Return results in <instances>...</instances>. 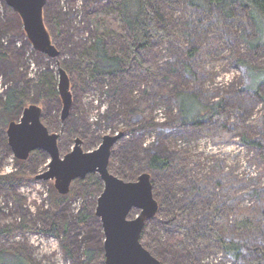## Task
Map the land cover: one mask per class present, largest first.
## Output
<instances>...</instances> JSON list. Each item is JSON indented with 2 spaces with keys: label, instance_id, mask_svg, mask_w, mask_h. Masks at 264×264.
<instances>
[{
  "label": "rangeland",
  "instance_id": "1",
  "mask_svg": "<svg viewBox=\"0 0 264 264\" xmlns=\"http://www.w3.org/2000/svg\"><path fill=\"white\" fill-rule=\"evenodd\" d=\"M86 1L93 7L86 9ZM148 1L161 14L159 25L173 38H152L149 46L139 48L143 66L132 61L124 72L99 76L90 63L98 27L110 53L128 57L131 42L117 0H46L43 21L59 51L56 59L33 49L17 12L0 0V175L22 172L20 181L0 183V248L32 264H105L104 234L95 215L103 188L98 174L75 179L68 193L59 194L53 179L36 178L47 169L45 151L34 150L20 160L7 143L9 122L18 121L29 104L38 105L42 123L60 134L61 155L75 138L89 151L104 135L122 132L108 169L126 181L141 172L150 174L159 208L139 239L162 264H254L257 248H264V152L241 140L246 136L264 144V83L257 93L245 87L246 72L235 63L243 59L263 65L264 44L252 49L245 42L255 37V30L243 8L225 20L219 11L208 13L188 0ZM58 65L69 76L72 93L63 121ZM11 86L18 105L6 114L3 106ZM178 90L195 93L203 103L222 100L226 120L170 125ZM154 154L170 158L171 165L150 170L148 160ZM224 201L256 218L255 228L236 231L231 214L221 232L224 239L241 244L237 260L224 254L218 240L192 250L175 246L184 234L167 218L189 208L191 230L203 234ZM138 212L132 210L128 218ZM52 224L55 232L41 231L51 230Z\"/></svg>",
  "mask_w": 264,
  "mask_h": 264
},
{
  "label": "water",
  "instance_id": "2",
  "mask_svg": "<svg viewBox=\"0 0 264 264\" xmlns=\"http://www.w3.org/2000/svg\"><path fill=\"white\" fill-rule=\"evenodd\" d=\"M19 15L23 30L34 50L56 59L59 51L53 44L43 21L46 0H4ZM57 91L61 102L60 119L69 114L72 105L70 79L58 65ZM7 143L13 155L25 160L29 154L41 149L49 156L47 169L36 178L53 179L59 194H66L77 178L96 173L103 188L97 198L95 215L99 217L104 234L105 264H162L140 242V234L146 221L152 218L159 203L153 196V184L148 172H141L136 180L126 181L108 169L113 145L123 134H106L93 150L84 151L82 140L75 138L72 148L61 155L58 148L59 133L50 132L42 123L41 108L27 105L18 121L9 122ZM139 210L134 218H128L132 210Z\"/></svg>",
  "mask_w": 264,
  "mask_h": 264
},
{
  "label": "trees",
  "instance_id": "3",
  "mask_svg": "<svg viewBox=\"0 0 264 264\" xmlns=\"http://www.w3.org/2000/svg\"><path fill=\"white\" fill-rule=\"evenodd\" d=\"M117 4L120 9L119 11L123 23L129 32V37H127V39H129L131 43H129L128 57L125 58L121 54H111L104 37L101 35L102 27H98L100 33H98L94 43V54L92 59H90L95 75L108 76L112 73L124 72L128 70L132 61H135L139 66H143L142 58L138 52L139 48L149 46L150 39L152 38H173L172 34L168 32V28L159 25L162 18L161 14L150 6L148 0H117ZM188 4L208 13L219 11L225 20L234 18L236 10L238 8H243L255 30V37L252 39L245 38V42L252 49L264 44V0H188ZM92 7V1H86L85 8L88 9ZM95 14H97V12H94L93 16ZM235 63L242 66L246 72L247 85H245V87L247 86V88L253 92H259V86L264 83V64L255 65L243 59H237ZM187 71L191 72L189 69ZM262 98L264 99V96H262ZM174 101L177 106V112L174 117L171 118L170 125L177 127L203 126L208 123L210 119L220 120L221 124L226 120V106L222 100H217L213 103H203L197 98L195 93L178 90L174 95ZM17 105L18 97L15 89L11 86L6 91L3 110L8 114L12 112ZM241 140L242 143L248 146H254L258 150L264 152V144L260 141L247 138L246 136L242 137ZM170 165V158L157 154L152 155L148 160V167L150 170H164ZM21 173V170H16L5 175H0V183L10 184L20 181ZM151 181L154 185L153 180ZM261 207V213L264 215V205ZM231 214H233L232 225L236 231L256 227V218L254 216L242 212L236 204L227 201H224L217 207L216 212L211 216L206 226V231H204L203 234H197L191 230V224L194 220L192 219L189 208L180 210L170 218H167L166 221L175 222L177 229L184 234L182 238L177 240L175 246L193 249L218 240L220 241L224 254L231 257L233 260H237L241 255V244L234 239H224L221 234V232L226 229L228 217ZM54 229L55 224H52L51 230L41 231L53 233L55 232ZM188 242L189 245H187ZM257 249H259V255L253 262L254 264H263L264 248L258 247ZM90 259L91 257L88 253L86 259L87 263ZM0 264L32 263L13 250L0 248Z\"/></svg>",
  "mask_w": 264,
  "mask_h": 264
},
{
  "label": "flooded vegetation",
  "instance_id": "4",
  "mask_svg": "<svg viewBox=\"0 0 264 264\" xmlns=\"http://www.w3.org/2000/svg\"><path fill=\"white\" fill-rule=\"evenodd\" d=\"M60 137V136H59ZM58 140H59V138H58ZM57 143H58V141H57ZM91 174H93V173H91Z\"/></svg>",
  "mask_w": 264,
  "mask_h": 264
}]
</instances>
